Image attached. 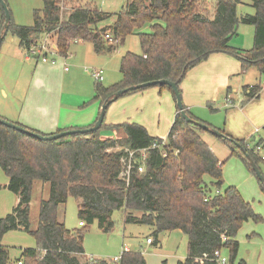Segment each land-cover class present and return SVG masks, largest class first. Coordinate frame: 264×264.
I'll use <instances>...</instances> for the list:
<instances>
[{"label": "trees", "instance_id": "obj_1", "mask_svg": "<svg viewBox=\"0 0 264 264\" xmlns=\"http://www.w3.org/2000/svg\"><path fill=\"white\" fill-rule=\"evenodd\" d=\"M60 2L42 0V8L33 10V23L29 26L15 24L11 17L7 32L17 38L21 49L29 50L49 36L54 39L59 56H66L75 41L90 42L96 53L111 52L123 44L128 35H138L141 52L127 51L121 56L122 78L109 86L95 82L92 100L98 101L100 106L119 89L158 79L176 82L181 94L180 83L186 73L213 53L234 56L243 69L255 66L263 78L262 83L242 86L241 104L257 98L262 85L264 87V0H251L254 13L242 16L237 15L241 0H214L210 2L213 3L210 14L204 0H127L116 13L85 2L71 5L63 19ZM110 18H114L111 25L100 27ZM3 23L4 11L0 5V34ZM239 23L254 28L250 49L230 44ZM146 24L149 30L141 31ZM105 33L112 37L111 43L104 38ZM38 58L36 55L33 60ZM154 87L160 91L170 90L175 100L167 85ZM145 89L129 91L123 96ZM182 104L190 118L205 123ZM108 128L122 131L123 135L103 137L101 130ZM68 129L74 128L58 129L55 133ZM219 130L238 142L255 164L258 160L264 161L244 140ZM204 132L187 122L177 106L164 139L149 135L138 123L108 125L105 116L96 131L50 141L0 123V168L7 177L5 188L17 196V204L11 212L0 218V264H146L143 254L137 250L123 251L118 263L84 257L85 229L96 223L102 232H110L115 211L125 213L124 223L137 222L152 227L155 239L147 236L146 240L150 238L154 246L160 243L159 236L164 232H183L187 236V255L175 264H218L214 252L222 249H226L233 260L239 247L235 236L242 224L248 220L260 222L262 218L235 186L229 185L220 191L223 163L201 137ZM215 138L229 148L230 155L239 156L255 173L233 141ZM256 148H264V140L260 139ZM143 149L147 154L143 171L138 172V151ZM131 150L136 151V159L126 180L120 173ZM206 177L211 179L210 184L206 183ZM36 181L49 183V196L40 201L38 223L31 229L29 203ZM261 189L264 191L262 182ZM70 197L81 201L77 217L82 225L78 223L81 226L78 229H69L58 220L59 205ZM134 212L141 214L135 216ZM11 230H23L36 241L35 247L22 249L14 261H10L9 249L1 243L4 234ZM162 264L168 263L163 261Z\"/></svg>", "mask_w": 264, "mask_h": 264}, {"label": "rangeland", "instance_id": "obj_2", "mask_svg": "<svg viewBox=\"0 0 264 264\" xmlns=\"http://www.w3.org/2000/svg\"><path fill=\"white\" fill-rule=\"evenodd\" d=\"M10 11L12 21L18 25H32L33 10L42 8V0H4ZM85 2H91L99 9L116 13L122 9L127 0H61V18L67 16L71 5H80ZM207 6V13L212 11L213 3H204ZM254 9L251 6V0H241L237 8V15L253 14ZM112 24V20H108L100 25V27ZM143 32L149 30V24L144 25L140 29ZM254 28L252 25L239 23L237 26V34L231 39L230 44L239 49L247 50L253 45ZM46 44L54 43V39L46 36ZM77 42V41H75ZM74 42V43H75ZM80 43L72 44L68 51V57L73 59L76 56H82L79 67L83 68L84 74L87 75L88 81L93 84L94 81L90 77V70L92 67L102 68L104 70V79L102 85H110L119 81L122 75L119 70L120 59L127 51L133 53H140L141 48L137 34L128 35L123 44H120L116 49L102 56V60H91L92 52L90 51V43L79 41ZM110 42V41H109ZM111 43V42H110ZM86 53L88 56H85ZM96 55V54H94ZM93 55V56H94ZM101 57V56H100ZM228 57V56H227ZM28 62L25 60V52L19 48L18 40L10 32H7L0 45V116L11 120L15 114L16 107L21 104L23 96L26 94L27 81L33 71H44L48 68V64L42 63L41 60L32 59ZM70 58V59H71ZM99 58V57H98ZM68 59L67 64L70 71L79 69L73 64V61ZM226 62H220L215 69H211L207 81V88L211 89L210 97L212 99H205L202 104H197L193 110L206 114L212 121H205L214 128L222 129L224 132H232V136L244 140V143L249 149L255 152V146L260 139L264 140V95L259 99L254 100L245 106H242L241 88L246 84H256L259 81L262 83L263 78H260L259 72L255 66H248L244 73L237 74L239 71V63H237L234 56L227 58ZM33 61V62H32ZM62 63V60H59ZM63 67V63L61 64ZM60 66H55L59 74L66 77L65 72ZM89 67V68H85ZM232 73H227L232 70ZM89 71L88 74L85 70ZM80 70V69H79ZM85 76V80L87 79ZM79 86L73 82L65 84V89L75 90ZM181 88V87H180ZM158 87H151L145 91L135 92L119 98L118 101L126 97L138 95L140 93H149L142 105L133 104L131 108V115H128L120 123L134 122L144 125L148 132L153 136L164 138L167 135L169 124L173 119L175 112V101L171 95L170 90L162 89L160 94L157 92ZM228 89V90H227ZM228 91V92H227ZM169 92V98L166 99V93ZM232 98V106H225L226 95ZM6 97V98H5ZM208 97V98H210ZM70 98L69 96H64ZM208 100V101H207ZM19 102V103H18ZM115 104V103H114ZM108 107V111L114 106ZM22 105V104H21ZM16 106V107H15ZM241 107H243L241 109ZM241 109V110H240ZM244 109V110H243ZM247 109V110H246ZM107 111V115H108ZM105 115V120L107 119ZM202 116V115H201ZM209 122V123H208ZM257 131L255 132V130ZM114 130L110 128L101 130L104 137H110ZM119 134L118 131H114ZM201 137L211 143V146L221 161L223 185L220 191L223 192L225 187L229 185L235 186L247 200L255 213L259 214L262 220L254 222L248 220L244 222L238 230L235 239L238 241L239 247L235 258L232 260L226 249L221 250V256L226 259V264H264V191L261 189V181L252 173L244 161L237 155H230L229 148L220 140L209 134L208 132L201 133ZM214 143V144H212ZM262 147V146H261ZM258 156L264 155V148L257 152ZM258 170L264 177V161L258 160L256 164ZM205 181L210 184L211 179L206 177ZM7 177L0 168V218L11 212L13 207L17 204V196L5 188ZM212 191L215 189L212 187ZM49 196V183L36 181L32 187L31 200L29 203L30 226L35 229L38 223L39 204L42 199ZM81 201L79 199L70 197L65 204L59 205L58 218L63 221L65 226L69 229H78L77 208ZM141 213L134 212L135 216H140ZM122 215V216H121ZM114 227L108 232H101L96 223L89 225L84 231L83 246L87 250H105V254L109 258L103 257L109 262H113L112 258L118 256L115 253L117 245L124 242L140 241V238L146 239L153 236L152 227L142 223H124L125 213L115 211L113 213ZM123 226L127 237H122ZM163 234V233H162ZM164 235V234H163ZM165 237V238H164ZM164 238L167 252H175L177 255L186 256L187 252V236L178 230L177 232H166ZM1 243L9 249L10 261H14L20 256L22 249L33 248L36 246V241L33 235L23 230H11L4 234ZM108 245V246H107ZM116 247V248H114ZM149 264H161L163 259L156 255L146 257Z\"/></svg>", "mask_w": 264, "mask_h": 264}, {"label": "crops", "instance_id": "obj_3", "mask_svg": "<svg viewBox=\"0 0 264 264\" xmlns=\"http://www.w3.org/2000/svg\"><path fill=\"white\" fill-rule=\"evenodd\" d=\"M110 20H112V23L114 22V18H110ZM42 40H44V38ZM76 43H80V42H75L74 44ZM90 45H91L90 51L92 52L93 55L96 54L94 56L91 55L92 56L91 60H97V61L102 60V56H105L113 52L116 49L115 48L111 52L102 51V52L96 53L93 49V45L91 43ZM22 50L23 49H21V51ZM23 51L25 52V50ZM83 55H84V58L85 56H88L86 53H84ZM227 56L230 57L232 55L225 54V53L211 54L206 60L200 62L199 64L191 68L186 73L185 77L180 83L182 102L195 117L199 118L202 121L207 122V121H212V120L209 118L207 114L204 116L203 113H200L197 110H193V108L196 107L197 104H202L204 101H206L205 99L209 100L213 98V97H210L211 94H208L210 93L211 89L207 88V81H208L209 73H210V70L215 69L219 65L220 62H226L228 60ZM70 58H71V54H70ZM70 58L68 57V53H67L66 56L57 55L54 62H50V61L43 62L42 61V63H46L49 65L48 68L44 71H39V72L33 71V73L29 76L28 81L26 83L27 84L26 94L23 96L22 102H21L22 105L18 102L19 107L17 108L15 106L16 107L15 114L13 115V117H10L11 121L18 122L20 124H23L32 129H36L45 134L55 133L58 129L82 128V127H88L89 125L93 124L100 110V103L98 101L92 100L93 93H94V84L96 81H94V79L91 76V70L96 69V67H92L90 70V77L94 81V83L92 84L90 80L88 81V77L87 75L84 74V71H82L83 68L79 67V63L81 61L82 56H79V57L76 56V58L74 57L73 59L72 58L70 59ZM68 59L72 60L73 64H75L76 67L79 68L80 70L74 69L73 71H70V68L67 64ZM25 60L28 62L30 61L26 58ZM59 60H62L63 67H61L62 63L59 62ZM236 60H237V63H239V71L237 72V74L244 73L245 69L242 68L237 58ZM36 63L37 62L35 61V64ZM55 66H60L63 69L66 75L65 78L63 74H59L57 72ZM65 67H67V70H65ZM85 68H89V67H85ZM235 68L236 67H234L232 70H229L227 73H232V71H235L234 70ZM85 72H87L88 74L89 71L85 70ZM85 76L87 77L86 80H85ZM104 76L105 75H104V70H103V78L100 82L103 81ZM71 82H73L74 84L76 83L79 87L75 90L65 89L64 88L65 84L67 85ZM246 85H253V84H246ZM104 86H109V85H104ZM157 92L158 94H160L159 89H157ZM147 94L149 93H140L138 95H133V96L121 99L117 103H116L117 100L111 103V105H113L114 103L115 104L110 109V111H108V108H107L105 115H107V111H108V115H107V119L105 120V123L108 125L109 124H120V121H122V119L132 114L131 108L133 104L137 103L139 108L142 107L147 97ZM263 95H264V87L262 85L259 96L255 99L250 100L249 102L245 104H242V106H245L246 104L259 99ZM64 96H69L71 97V99L65 98L64 100ZM168 96H170L169 92L166 93L165 98L168 99L169 98ZM241 96H242V93H241ZM242 99H243V96H242ZM224 105L225 106L233 105L232 98L229 97L228 94L226 95ZM242 108L243 107H241V109ZM175 114H176V102H175L174 116ZM174 116H173V119H174ZM173 119L171 120V123L169 124V128L173 122ZM212 123L213 122H210L211 125H213ZM146 130H148V128ZM256 131L257 129L255 130V132ZM230 133L232 132H227L229 136L235 139H239V138L232 136V134ZM122 135H123L122 131H119V134H116L113 131V134H111L110 137L116 138ZM149 135L151 134L149 133ZM155 137H158V136H155ZM204 140L206 141V139ZM206 143L208 144L210 149L214 152L211 146V143L209 141H206ZM123 229L124 230L122 233L124 234H122V237L124 238V237H127L126 232H125V226H123ZM174 231L177 232L178 230H172V232ZM163 234L161 235L165 236L166 232H164ZM161 235L159 236V239ZM164 238L160 239L159 241L160 243L156 246L152 245L151 242L148 243L146 239L144 238H140V241H135V242L121 241V243L116 246L117 249H115L114 251L115 253H118L117 255L127 250L140 251L146 260V264H149L148 259L146 257L150 255H156L160 257L161 259H163V261H166L168 264H175L178 260H183L186 256L177 255L175 254V252L173 253L167 252L166 243L164 242ZM103 251L105 250L84 249L83 255L84 257L88 259L103 258V257L109 258L110 256L105 254L107 252H103ZM186 255H187V252H186ZM163 261L161 262V264L163 263Z\"/></svg>", "mask_w": 264, "mask_h": 264}, {"label": "water", "instance_id": "obj_4", "mask_svg": "<svg viewBox=\"0 0 264 264\" xmlns=\"http://www.w3.org/2000/svg\"><path fill=\"white\" fill-rule=\"evenodd\" d=\"M0 5L4 11V23H3V30L0 34V45L2 40L4 39L9 24H10V19H11V14L10 11L8 9V6L6 4V2L4 0H0ZM156 85H167L168 87L171 88V90L173 91V94L175 96V102H176V106L180 112V114L182 115V117L190 123H193L197 126H199L200 128H202L204 131L208 132L209 134L221 138L222 140H231L234 142V144L239 147L241 149V151L245 154L246 158L249 161L250 167L251 169L255 172L256 176L258 177V179L264 184V177L262 176V174L260 173V171L258 170L256 164L254 163V161L251 159V157L249 156V154L246 152V150L235 140L231 139L230 137H228L227 135H225L224 133H222L219 129L214 128L212 126H209L201 121H194L192 118H190V116L185 112L184 108H183V104H182V97L181 94L178 90V86L177 83L174 81H170L168 79H158V80H152V81H147V82H143V83H139L136 85H131L122 89L117 90L116 92H114L112 94L111 97L107 98L104 103L101 104L100 106V110L98 113V116L96 117L95 121L93 122L92 125L88 126V127H82V128H74V129H68V130H62L60 132L57 133H52V134H40L38 132H35L33 130L27 129L19 124H16L12 121L6 120L4 118L0 117V123L13 128L17 131L23 132L25 134H28L32 137H35L37 139L43 140V141H50V140H55L58 139L60 137H65V136H69L72 134H86V133H90L93 131H96L100 128L103 120H104V116L106 113V109L108 108V105L110 103H112L113 101L117 100V98L123 96L125 93L129 92V91H134V90H138V89H143V88H148V87H154Z\"/></svg>", "mask_w": 264, "mask_h": 264}, {"label": "built area", "instance_id": "obj_5", "mask_svg": "<svg viewBox=\"0 0 264 264\" xmlns=\"http://www.w3.org/2000/svg\"><path fill=\"white\" fill-rule=\"evenodd\" d=\"M204 1L207 3H210L214 0H204ZM104 38L110 42L112 41V37L110 36L109 33H105ZM46 42H47L46 37H44V40H42L41 43H39L37 46H33L29 50H26L25 51V58L28 60H31V57L38 55L40 57L38 59L43 61V62H45V61L54 62L56 56L58 55L56 53L55 45L54 44L47 45ZM44 54H46V56H44ZM65 70H67V67H65ZM91 76L94 79V81L100 82L103 78V70L101 68L92 69L91 70ZM259 150H260V148H256L257 152ZM138 153H139L138 154L139 156L137 157V160H138L137 171L142 172L143 171V165H144L143 163H144L145 158H146L147 150L143 149L141 151H138ZM135 159H136V151L135 150L128 151V156L123 161V167H122V170L120 173V176L122 178H125L126 180L128 179L130 171L134 168ZM262 159H264V155H262ZM79 225H82V223L79 222ZM146 241L151 242V239L147 238ZM214 256L216 257L218 264H226V259L223 256H221V252L219 250L214 252ZM119 258H120L119 255L114 256L112 258V261L118 263ZM20 263L21 262H18L17 264H20Z\"/></svg>", "mask_w": 264, "mask_h": 264}]
</instances>
